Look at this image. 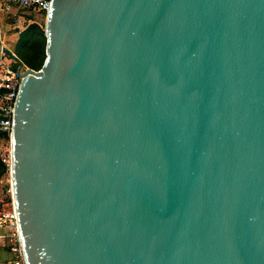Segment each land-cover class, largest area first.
Segmentation results:
<instances>
[{
  "label": "water",
  "instance_id": "obj_1",
  "mask_svg": "<svg viewBox=\"0 0 264 264\" xmlns=\"http://www.w3.org/2000/svg\"><path fill=\"white\" fill-rule=\"evenodd\" d=\"M43 32L12 131L25 264H264V0H51Z\"/></svg>",
  "mask_w": 264,
  "mask_h": 264
},
{
  "label": "built area",
  "instance_id": "obj_2",
  "mask_svg": "<svg viewBox=\"0 0 264 264\" xmlns=\"http://www.w3.org/2000/svg\"><path fill=\"white\" fill-rule=\"evenodd\" d=\"M0 5V10L11 15L13 29L21 34L26 27L38 23L36 16L45 24L51 0H0ZM12 55L13 57L8 56L0 48V161L7 169L4 176L6 199L0 200V243L7 244L13 256L3 264H25L12 196L10 169L14 108L19 81L30 68L16 55Z\"/></svg>",
  "mask_w": 264,
  "mask_h": 264
},
{
  "label": "trees",
  "instance_id": "obj_3",
  "mask_svg": "<svg viewBox=\"0 0 264 264\" xmlns=\"http://www.w3.org/2000/svg\"><path fill=\"white\" fill-rule=\"evenodd\" d=\"M25 44L29 45L30 58L21 57L20 60L30 69L39 70L45 59V37L42 29L36 25L30 26L23 35ZM22 37V38H23ZM6 167L0 161V180L6 174Z\"/></svg>",
  "mask_w": 264,
  "mask_h": 264
},
{
  "label": "crops",
  "instance_id": "obj_4",
  "mask_svg": "<svg viewBox=\"0 0 264 264\" xmlns=\"http://www.w3.org/2000/svg\"><path fill=\"white\" fill-rule=\"evenodd\" d=\"M39 19L40 17L36 16V20ZM13 26L11 15H6L2 10H0V48H3L5 53L6 51H9L11 54H14L11 51V47L18 45L19 40H21L23 35L26 33V30L30 27H26L21 34H17V32L13 29ZM7 246V244L0 243V252L5 253L6 255L3 259L0 258V264H3L13 258Z\"/></svg>",
  "mask_w": 264,
  "mask_h": 264
},
{
  "label": "rangeland",
  "instance_id": "obj_5",
  "mask_svg": "<svg viewBox=\"0 0 264 264\" xmlns=\"http://www.w3.org/2000/svg\"><path fill=\"white\" fill-rule=\"evenodd\" d=\"M33 25H36L40 29L44 30V23L41 20H38V23L33 24ZM25 43L26 42H24V37H23V38H21V40H19L18 45H14L13 47H11V51L17 55L18 59H20L22 56L30 58L31 53L29 50V45L25 44ZM6 59H9V57H6ZM1 180H3V181L0 182V200H5L6 199V193H5L4 177ZM5 256H6L5 253L0 252V258L1 259H3Z\"/></svg>",
  "mask_w": 264,
  "mask_h": 264
}]
</instances>
